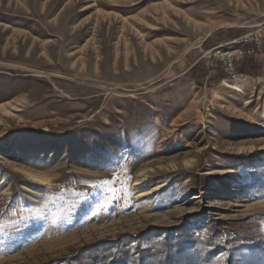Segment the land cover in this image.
<instances>
[{
  "label": "rangeland",
  "instance_id": "374dc122",
  "mask_svg": "<svg viewBox=\"0 0 264 264\" xmlns=\"http://www.w3.org/2000/svg\"><path fill=\"white\" fill-rule=\"evenodd\" d=\"M259 27L264 0H0V264L264 239V44L234 79L212 50Z\"/></svg>",
  "mask_w": 264,
  "mask_h": 264
},
{
  "label": "trees",
  "instance_id": "16d2710c",
  "mask_svg": "<svg viewBox=\"0 0 264 264\" xmlns=\"http://www.w3.org/2000/svg\"><path fill=\"white\" fill-rule=\"evenodd\" d=\"M213 248L214 250L206 251L200 247L158 242L154 252L144 253L142 249L135 247L128 252V256L125 253H117L107 261H83L88 264H214L215 257L225 253V256L219 259L220 264H264L263 238L240 235L234 240L225 239L220 244L216 243Z\"/></svg>",
  "mask_w": 264,
  "mask_h": 264
},
{
  "label": "built area",
  "instance_id": "2783aa9c",
  "mask_svg": "<svg viewBox=\"0 0 264 264\" xmlns=\"http://www.w3.org/2000/svg\"><path fill=\"white\" fill-rule=\"evenodd\" d=\"M228 48L215 47L214 60L218 61L229 78L242 77L236 72V66L245 59L255 57L264 44V27L249 30L231 41ZM211 50V51H212Z\"/></svg>",
  "mask_w": 264,
  "mask_h": 264
},
{
  "label": "bare ground",
  "instance_id": "6f19581e",
  "mask_svg": "<svg viewBox=\"0 0 264 264\" xmlns=\"http://www.w3.org/2000/svg\"><path fill=\"white\" fill-rule=\"evenodd\" d=\"M245 79H243V80H245ZM243 80H241V81H243ZM241 81H239V79H235L234 81H231V82H229L228 80H223L221 84L223 86L227 87V88H231V89L236 90V91H241L242 90L241 84H239V82H241ZM140 194H143L144 195L145 193H141L140 192Z\"/></svg>",
  "mask_w": 264,
  "mask_h": 264
}]
</instances>
